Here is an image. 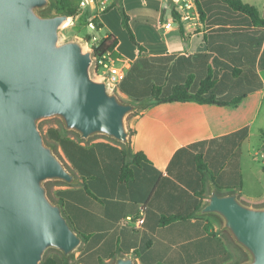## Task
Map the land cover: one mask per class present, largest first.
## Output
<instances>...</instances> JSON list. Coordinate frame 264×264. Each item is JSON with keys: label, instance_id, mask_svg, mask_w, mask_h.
I'll return each mask as SVG.
<instances>
[{"label": "crops", "instance_id": "obj_1", "mask_svg": "<svg viewBox=\"0 0 264 264\" xmlns=\"http://www.w3.org/2000/svg\"><path fill=\"white\" fill-rule=\"evenodd\" d=\"M242 1L254 5L264 20V0ZM113 3L115 6L109 11L98 13L100 31L108 29L106 16L122 3L137 41L146 48L141 52L130 40V47L122 50L117 36L119 44L111 52L116 66L126 74L134 69L135 77L139 76L138 84H128L132 93L143 94L155 83L165 92L176 85H189L191 91H196L211 77L220 96L246 93V97L236 106L156 102L155 116L151 115L140 127V120L149 114L155 102L147 98L143 100L147 105L133 115L130 153L123 145L97 138L84 140L64 130L81 148L67 144L74 164L59 143L57 151L72 166L74 170L70 169L79 182L63 183L54 201L62 203L75 229L88 237L72 264H98L102 257L106 264L114 259L110 256L117 249L122 251L116 255L133 254L141 264H234L232 250L222 233L240 248L222 230L220 219L197 213L207 201L212 181L223 187L221 191L217 187L220 193L240 188L243 201L264 204V192L245 193L254 119L242 122L239 120L242 114L235 113L230 119L219 116L212 122L208 114L228 108L238 110L242 106L246 111L255 104L257 109L263 106L264 24L254 23L250 16L231 9L223 0H200V7L197 4L200 17L195 26L180 17L175 19L171 0H160L154 7L152 0H113ZM167 3H171L170 15L164 6ZM168 22L171 28L164 29L163 24ZM108 34L116 36L111 29L103 33ZM119 92L130 100L121 89ZM259 95L257 102L254 97ZM139 132L141 146L135 150ZM122 147L129 158L143 151L151 159V163L136 166L134 177L125 183L119 180ZM199 156L210 173H201ZM83 177H88L94 194L84 189ZM240 184L242 187H238ZM174 215L184 218L162 222L164 217ZM128 216L133 219L128 220ZM139 218L144 219L142 224L137 222ZM209 218L219 220L220 228L214 229ZM229 255L232 259L226 261Z\"/></svg>", "mask_w": 264, "mask_h": 264}, {"label": "water", "instance_id": "obj_2", "mask_svg": "<svg viewBox=\"0 0 264 264\" xmlns=\"http://www.w3.org/2000/svg\"><path fill=\"white\" fill-rule=\"evenodd\" d=\"M174 1V0H171ZM51 0H0V264H41L49 248L65 257L84 241L46 182L79 179L40 122L59 118L66 132L89 140L104 135L130 153L131 114L147 105L122 98L94 75L95 53L84 43L61 41L67 13H40ZM215 182L198 215L220 219L222 230L244 254L237 264H264V204L240 198V188L220 193ZM106 264H137L118 254Z\"/></svg>", "mask_w": 264, "mask_h": 264}, {"label": "rangeland", "instance_id": "obj_3", "mask_svg": "<svg viewBox=\"0 0 264 264\" xmlns=\"http://www.w3.org/2000/svg\"><path fill=\"white\" fill-rule=\"evenodd\" d=\"M52 1V5L44 10H41L40 13L43 15H47V16H54V15H58L59 14V10L57 9L55 2L56 0H51ZM66 2L70 3L71 7L74 8H78L80 0H64ZM154 2V3H153ZM160 3V0H152V7L158 5ZM164 6L168 9V14L170 15L169 11L171 9V3H167L164 4ZM83 11V12H82ZM79 13L76 17H73L72 20H70L71 22L66 23L64 26H62L60 28V38L61 41H68V40H72V39H76L79 40L81 42L84 43L85 46V50H90L92 49L90 44L85 40L84 36L88 33H92V30L88 27L87 23L88 20L93 17L94 15H96L98 13V10H92L90 6L84 8L83 10H79ZM167 14V17H170ZM106 27L108 29H105V31L107 32V30L111 29L113 30V32L116 34V36H118L121 40V49L122 50H126L127 48L130 47V39L129 36L127 34V31L125 30V28L123 27L122 24V13L121 10L119 8L111 11L107 16H106ZM162 30V29H161ZM105 31H94V33L98 36L103 35V33H105ZM160 32V31H159ZM161 34L163 33L160 32ZM99 78V77H97ZM120 95L122 96V98H124L123 94L120 93ZM259 96H255L254 98H256L257 102L260 99ZM126 99V98H124ZM256 102V103H257ZM256 105V104H255ZM252 107L251 109H247L246 111L243 110V106L241 108H239L238 110H234L232 108H228V110H223L221 112H211L210 115L208 114V119L209 116L211 117V121L215 122L216 120L219 119V116H226L228 117V119H230V116H232L235 113L238 114H242L241 120L242 122H246L247 119H254L253 120V124L251 125V138H250V146L252 145L253 149L250 148L251 154L249 155V160L247 163V167L245 169V193H249V194H262L264 192V154L262 152V144H263V139H264V104L263 106H261L259 109H257V107ZM158 107V104L156 102L152 103L150 108H149V114L144 116L139 124L140 127L143 125V123H146V121L148 119H150V116H155L156 113V109ZM134 114H131L129 116L128 119V126L129 128L133 129L134 128ZM40 129L44 134V138L46 140L47 143L54 145L55 148L57 149L58 147V142L56 140H54L53 138H51L48 135V130L51 128H59L60 126L63 128L62 122L59 118H51V119H46L40 122ZM233 126L231 124H229V127ZM94 138H97L101 141H111L113 143H117L122 145L121 143L116 142L115 140L104 136V135H97ZM141 141H142V136H141V132H139V137L137 139L136 142V149L138 150L141 146ZM155 144V142H154ZM238 147V145H237ZM239 148V147H238ZM243 148L245 149V147L243 146ZM58 152L60 153V155L62 156V158L66 161L65 157L63 156V154L58 150ZM257 152V154H256ZM67 163V161H66ZM68 166L74 170L72 168V166L67 163ZM63 184V182L61 181H55V180H49L46 182V188L48 191L49 196L53 199L56 200L58 199V195H57V191L60 188V186ZM96 188V186H95ZM96 192L98 194H100L101 196H107V194L99 191L98 189H95ZM243 197V196H242ZM245 198V197H244ZM210 224L212 225V227L214 229H219L220 228V222L219 220L215 219V218H209ZM222 237L225 239V241L229 244L232 253H233V260L232 262L237 264L239 263L242 259H244V255L242 254V252L235 247L231 241L229 240V238L227 237L226 234L222 233ZM77 251L75 253H73L72 255H70L69 257H65L64 254L59 251L56 248H49L46 253L44 254V258L43 261L41 262V264H44L45 262H47V264H54V259L55 257H64L66 259V263L71 264L74 259H75V255H76ZM138 264H141L139 262V260L137 261Z\"/></svg>", "mask_w": 264, "mask_h": 264}, {"label": "trees", "instance_id": "obj_4", "mask_svg": "<svg viewBox=\"0 0 264 264\" xmlns=\"http://www.w3.org/2000/svg\"><path fill=\"white\" fill-rule=\"evenodd\" d=\"M231 9H234L238 12L244 13L248 16H250L254 23H261L264 24V20L259 16L258 9L249 3H245L242 0H223ZM197 4L200 7V0H197ZM55 5L57 9L59 10V14L67 13L71 17H76L79 12V6L78 8H74L70 6L69 2H66L64 0H56ZM115 6V3H112L109 5L103 13L109 11L111 8ZM119 9L122 13V24L125 30L127 31L129 38L131 42L139 46V49L141 52L146 50V48L141 45L136 38V35L130 25V16L127 13L125 7L121 3L119 5ZM175 19L179 18V14L173 10ZM96 24L101 27V22L99 17H96L95 19ZM93 33H88L84 36L85 40L87 42L91 43ZM119 44V39L114 34H108L107 36L101 35L98 37V40L91 45V48L94 50V53L96 56H102L103 54L112 52L116 46ZM139 76L135 77V70L131 69L130 72L125 75L124 79L121 81L120 89L122 92L127 94L128 98L133 101L139 102L143 101L147 98L152 99L153 101L157 103H165V102H175V101H194L201 104H215V105H221V106H236L238 105L243 98L246 97V93L234 96V97H222L219 95L215 80L213 78H209L206 81H204L201 84V88L196 91H191L189 85H176L173 86L169 91H163L161 86H157L156 83L152 85L151 89H149L146 92H143V94H134L131 92L128 84L131 83V85H135L139 83ZM48 135L56 140L64 149V152L66 153L67 157L71 162L74 164V159L72 160V156L70 153H68L67 150V144L72 145L76 149H80L81 147L73 140L70 139V137L67 136V133L64 131V129L60 126V128H51L48 130ZM264 135V133H263ZM109 145V144H108ZM262 151L264 153V141L262 144ZM121 153V159H120V169H119V180L122 183L127 182L130 178L134 177V171L136 166H141L143 163H151L150 157L143 151H137L131 155L129 158L127 155V151L124 147L120 149ZM197 164L198 167L203 175H205V172H209V169L204 162V160L201 158V156L197 157ZM210 173V172H209ZM83 186L84 189L90 193L94 194L92 187L90 186V183L88 182V177H83ZM213 178V175H212ZM219 191L223 187L218 186ZM238 187H242V184L238 185ZM177 218H184V217H178L176 215L174 216H166L162 219L163 223L170 222L172 220H175ZM84 239L87 240L88 237L83 235ZM122 251L121 249H117L112 252L111 258H114L118 252ZM232 259V255H229L226 258V261H229ZM44 264H47L45 262ZM54 264H68L66 263V259L64 257H55ZM72 264V263H71ZM86 264V263H83ZM98 264H105V257H102L100 262ZM235 264V263H234Z\"/></svg>", "mask_w": 264, "mask_h": 264}, {"label": "built area", "instance_id": "obj_5", "mask_svg": "<svg viewBox=\"0 0 264 264\" xmlns=\"http://www.w3.org/2000/svg\"><path fill=\"white\" fill-rule=\"evenodd\" d=\"M113 3V0H80L79 9L83 10L84 8L90 6L92 10H98V13L105 11V9ZM175 10L179 13V17L182 21H189L192 26L198 25L199 20V11L198 5L196 0H174L173 1ZM98 13L91 17L88 20V27L92 30L93 36L91 45H93L98 40V35L94 33V31H100L101 27H99L96 22L95 18L98 17ZM73 17L70 18L72 20ZM164 29H170L171 23H164ZM94 75L106 79L109 83L111 89H116L119 91L120 83L124 79L126 73L125 71L116 66L111 56V52L103 54L102 56H94ZM128 220H132L133 217L128 216ZM139 224L144 222L143 218H139L137 220Z\"/></svg>", "mask_w": 264, "mask_h": 264}, {"label": "bare ground", "instance_id": "obj_6", "mask_svg": "<svg viewBox=\"0 0 264 264\" xmlns=\"http://www.w3.org/2000/svg\"><path fill=\"white\" fill-rule=\"evenodd\" d=\"M68 22H71L70 20H67L64 24H63V26L66 24V23H68Z\"/></svg>", "mask_w": 264, "mask_h": 264}]
</instances>
